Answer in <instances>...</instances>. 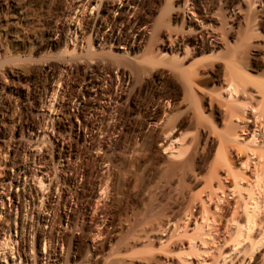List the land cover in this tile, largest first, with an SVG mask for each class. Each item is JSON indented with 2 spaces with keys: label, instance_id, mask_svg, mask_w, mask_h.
Returning a JSON list of instances; mask_svg holds the SVG:
<instances>
[{
  "label": "rangeland",
  "instance_id": "rangeland-1",
  "mask_svg": "<svg viewBox=\"0 0 264 264\" xmlns=\"http://www.w3.org/2000/svg\"><path fill=\"white\" fill-rule=\"evenodd\" d=\"M52 1L0 0V88L4 85L0 89V130L2 132L0 160L4 158L8 162H6L7 170L4 173L6 177L2 179L14 178L16 163L22 164V156L20 152L19 154L14 152L16 149L14 146L21 145L30 150L33 149L34 154L38 152L44 157L42 161L34 160V169L38 174L43 172V176L40 175V177L44 183V190L43 188L42 191L40 190L41 197L35 207L38 206L40 210L36 209L41 213L38 212L48 220L47 225L41 223L44 225L42 226L39 223L35 224V228L44 232L52 228V236L54 235L51 244L53 245L52 254H49L51 257L46 258L38 253L37 262L34 263V251L30 249L34 238L28 237L27 232L24 233L26 238L23 235L18 237V225L21 222L19 201L15 197H4L5 205L1 207L0 203V208L4 209L1 210L0 222H3L6 228L9 226L12 229L9 237L13 241V248H18V243L24 242L26 253L30 254L28 262L24 263L22 260L18 264H183V260L198 264L197 258L200 254H203L201 257L210 264L217 258V260H220V257L224 258L221 255L217 256V253H220L219 249H216L219 248V244L216 246L213 243V237L219 235L214 231L223 226L225 215L224 219L220 217V222L213 225L211 220L205 222L197 219L196 225L200 230L197 229L194 235L198 233L206 235V246H200V235L196 237L193 235L192 230L195 224L190 223L193 221L191 217L197 216L200 208V203L196 206L191 199L205 189L202 182L207 175V168L200 169V165L198 166L199 162L203 163L208 156L207 140L201 138L199 130L204 129L203 131L207 134L218 128L220 131L223 123L219 125V122L217 124L215 122L214 124L213 118L206 117L208 112L205 114L202 111L203 107L199 102V94L202 91L197 88L191 91V85L186 83L188 75H179V71L173 68L176 63L175 66L172 65L173 67L165 64L167 57L172 54L170 50H164L163 46L181 39V42H194L193 40L198 36L197 33L206 23L204 26L206 32L214 33L213 35L219 38V42L226 44L238 42L236 43L239 45L238 48L232 50L233 47L230 46V50L228 47L220 51V56L228 57L230 51H235V57L246 58L249 55V46L264 43V0H134L139 5L136 12L144 22V25L140 27L143 39L139 42L134 39L126 45L115 43L113 47L109 42H104L100 46L91 42L93 29L74 26L77 17L83 18L87 14V12L83 13L84 15L81 14V9L77 8L73 14L71 13L74 20L70 26L71 30L63 35V39L54 37V40H60V42L54 43L49 48L40 42L39 44H42L36 50L35 45L38 42L34 41L42 38L45 25H53L52 23L56 21L54 19L59 15L52 11L55 0L51 3ZM58 1L61 2L63 7L60 6L66 15L65 11L72 12L73 8H70L72 1ZM90 1L94 2H91L93 9H90L89 14L90 17H94L97 13L103 14L98 8L99 6L102 8L99 3H116L117 0ZM16 4L25 11V19L15 27V32L19 33L21 36L19 40L22 39V42L14 43L11 41V29L7 24L17 16V10L12 8V5L17 6ZM121 6H119L120 9ZM232 11L238 12L236 21L230 18ZM118 14L119 10L114 11L112 16L118 17ZM54 15L56 16L53 18ZM65 17L64 22H68V17L67 19ZM132 17L130 20L133 19ZM50 20L51 23H49ZM195 20L204 23L197 25ZM40 23L44 24V27ZM74 31L77 33L76 36ZM109 31L110 28L104 29L105 33ZM131 32L132 30H128L129 36ZM71 37L74 43L77 42L75 44L79 49L76 50L77 52L62 55L65 41ZM89 39L91 41H88ZM207 41L206 36L202 42ZM72 42L68 43L69 51H72V47L75 46ZM208 54L191 59L186 64L187 69L191 67L197 69L196 67L210 64L212 60H208L209 63L206 61ZM261 55L264 56V53ZM197 63L198 65H195ZM45 65H50L48 67L58 72L63 65L72 68V71L61 74L62 81H58L61 79L59 77L58 83L55 80L52 82L57 88L54 100L59 106L54 104L55 107L50 108V114L47 111L49 108L45 106L43 89L44 87L49 89L52 80H46L45 75L41 76L44 73L40 71L45 68L43 67ZM98 66L109 68V73L104 78L108 80L111 76L114 79L116 85L112 92L120 95L122 99L118 101L119 107L125 108L126 117L116 132L111 131L113 130L111 126H114L117 121L114 114L108 111L105 113L110 114L111 117H108L103 124L104 129L98 126V130L94 125L92 127L91 123H94L92 120L95 118L91 115L87 117L91 123L85 124L83 107L80 104L77 106L73 98L82 92L83 71L97 70ZM263 70L264 65L261 71ZM16 72L19 73L18 78L15 77ZM124 73L129 78L127 85L124 84L123 87V85L120 86V76ZM262 73L264 74V72L260 74ZM261 77H258L260 78L258 80L263 82ZM44 81L48 82L44 83ZM106 86L107 84H104V87ZM213 87L214 85H210L209 90ZM210 95L215 96L217 102L219 99L217 95L212 93ZM213 97H209L208 107L210 103H213ZM87 99L88 97H84L83 101ZM65 110L68 111L69 116L64 115ZM151 114L153 118L156 116L152 121L148 120ZM36 117L37 120L44 118L47 125L43 124L41 129L34 130L32 125ZM107 125L108 129H106ZM43 127L44 130L47 127L45 137L41 136ZM78 130L80 133L75 136ZM81 131L86 135V141L78 143V148L63 142L59 144V147L55 145L51 149L54 137L58 140L62 138L71 140L72 136L79 139ZM36 134L42 137L40 141ZM215 134L219 133H214V137L217 138ZM89 135L97 141L107 138L110 143L107 144L108 146L99 148L87 138ZM172 138L176 139L178 144L176 142L170 146ZM32 142L33 144L30 145ZM6 145L10 147L7 153ZM28 145L30 146L27 147ZM59 152L65 154L62 160L59 159ZM29 163V160L25 161V164ZM101 169L105 173H102ZM220 172L222 174L224 170ZM7 182L8 179L6 184ZM35 183L34 181L33 184ZM12 190L14 193L21 192L20 188L11 187L10 192H13ZM3 191L0 188V193ZM192 193L194 195L191 197ZM234 196L229 198V202L220 204L222 211L226 209L228 212L235 211L234 208L237 211L238 207L236 208L232 201ZM208 205L212 212L215 211L212 204ZM29 208L28 205L26 210ZM263 208L264 205L260 210L261 213L259 212L260 216L259 214L257 216L262 222L261 225L256 220V228L254 227L253 234L251 232L250 240L239 247L244 248V251L240 250V252H249L245 255L241 252L242 256H240L239 250L236 249L238 251H234L236 255L234 253L235 257L232 258V251L230 253L232 256L227 255L229 248L221 250L225 251L227 256L225 255L224 262L221 258L220 264H232V259L235 260L238 254L240 259L249 258L246 260L248 264H264ZM239 211L235 217L238 216L241 219L240 216L243 213L241 209ZM26 214L24 217L27 224L29 214ZM202 227L204 230H201ZM255 233L261 235L254 236ZM0 236H2L1 233ZM258 237L263 241L257 240ZM105 238H107L106 241H102ZM249 245H254L250 246L254 250L250 251ZM257 246L261 248L257 249ZM195 247L196 249L199 247L201 252L199 249V252L196 249L193 250ZM246 248L248 249L245 250ZM15 255L18 256L17 253ZM238 259L233 264H239Z\"/></svg>",
  "mask_w": 264,
  "mask_h": 264
},
{
  "label": "bare ground",
  "instance_id": "bare-ground-1",
  "mask_svg": "<svg viewBox=\"0 0 264 264\" xmlns=\"http://www.w3.org/2000/svg\"><path fill=\"white\" fill-rule=\"evenodd\" d=\"M70 1H72L71 2L72 7H70V8L71 9L73 8V9H72V12L70 10H69V12L65 11V12H67V15L64 13V11H62V8H61L62 5L60 4L61 2L59 3L58 0H55V2L53 0L51 2V3L54 2L53 7H52V11L55 13L57 12V15L58 14L59 15L54 19V21L55 20L56 21L53 22L52 23L53 25H51V26H48L49 25L48 24V25H45V27H44V24H46V23H44V22H43L44 24L40 23V24H42L41 26H43L45 28V30H44V34H43L42 38L40 40L38 39V40L34 41V42H38L36 44L37 46L35 45L36 50L39 49V47L42 43H44V44H42L43 46H46L49 48V47L53 46L54 43L60 42V40H58V41L54 40V37H56V36H58L59 38L62 37V39H63V35L66 32H69L71 30L70 26H71L72 22L74 21V20H72L73 17L71 15L73 14V12H75L77 10V8L81 9V12H80L81 14H83L85 12H87V14H85V16H83V18L77 17V20L75 21L74 26H77V28L88 27V29L90 28V29H93V31H94L93 36L91 35L92 41L90 39L88 41L95 42V44L97 43V44H99V46L102 45V43H104V42H109L110 46L113 47V44H115V43H118V45H126L129 42H132L134 39H136L138 42H139V40L143 39V34H141V32H140V27L142 25H144V22L142 21L141 17L138 16V14H137L138 12H136L138 7H139V5L137 4L136 1H134V0H117L116 3L118 2L119 6L122 5L121 9L118 6V3L117 4L112 3V2L103 3V4L99 3V5H101L102 8L99 5H98L99 6L98 8L101 9L103 14L99 15V13H97L96 16H94V17H90V14H89L90 9H93L91 2H94V1H90V0H70ZM16 5L17 6L12 5V8L17 10V16L14 17L13 19H11V21H8V24H7L9 29H11V32H10L11 41L14 43L22 40V39L19 40V38L21 36L19 35L18 32H15V29H16L15 27H17L19 25V23L25 19V13H24L25 11L21 8V6H19V4H16ZM49 6H51V5H49ZM118 10H119L118 17L112 16V13L114 11L117 12ZM237 14H238V12L235 13L234 11H232L230 18H232L234 21H236L238 19ZM55 16L56 15H54L52 17L54 18ZM64 16L68 17V22H66V21L64 22ZM130 16L134 20L133 19L130 20V18H131ZM194 22H196L197 25H199L198 23H200V25H202V23H204L201 21L197 22L196 20ZM49 23H51V20ZM205 24H204V26H205ZM203 27H202L201 31H199L197 33L198 36L196 39L193 40L194 42H181V40H182L181 39L180 41L170 42L169 45L168 44L164 45L163 46L164 50H166V49H167V51L170 50L172 55H170L169 57L166 56L167 59L164 57L165 55L163 57L166 59V61H165L166 65L175 66V63H176V66L175 67L172 66V67L174 69H176L177 71H179L178 72L179 75H184V74L188 75V79H186V81H187L186 83L188 85H191L190 86L191 91H193V89L195 91L196 88L200 89L202 91L201 93L199 92L200 93L199 94V98H200L199 102H201V104H202V106H201V107H203L202 111H204L205 114L208 112L206 117L213 118L214 124H215V122H216V124L219 122V125L221 123H223V124H221V125H223V128H221L220 131L218 128L217 129L218 132L216 130V131H211V132H209V134H207L206 132L203 131L204 129L199 130V133L201 132L200 134L202 135V136L200 135L201 138L202 137L205 138L207 140V145H208V154H207L208 156H207V158H205L203 163L200 161L198 164V166L200 165V167H199L200 169H206L207 168V170H206L207 173L205 172L207 175L204 177L205 178L204 182H202V183H204L203 187H205V189H204L205 191L202 189L203 193L201 191V193L200 194L197 193V195L196 194L194 195L192 193L191 197L194 195L192 197L193 199H191V200H193L192 202L193 203L195 202L196 206H198L197 204L200 203L199 204L200 208H199L198 215L191 217V218H193V221L192 222H190V220L189 221L187 220V221L190 222L191 225L194 222L195 228H193V230H192L193 235H194L195 231L197 232V229H198V227L196 225V224H198L197 223L198 218H199V220L205 221V222L211 220L212 225H213V224H218L220 222V217H221V219L222 218L224 219V215H225L223 226H220L219 229H215V231L213 230L214 233L219 234V235L216 234V236L218 235L217 237H215V236L213 237V243L216 246H217V244H219L218 245L219 248H216V249H219L220 253L218 252L217 256L221 255V256H224V258H225L226 252L221 251V250H226L227 248H229V254H227V255L229 256V255L233 254L232 258H234L236 255V253L234 251L236 249H238L239 252H240V250L244 251V248L240 249L239 247H241L245 241L250 240L249 239L250 234L253 231L255 224L257 223L256 220L259 222V224L262 223L261 220H258L259 217H257V216H258L259 212L261 213L260 210L262 209V206L264 205L263 204L264 203V79H263L264 74L263 73L260 74L261 72H264V70L261 71L263 68V65H264V56L261 55L262 53H264V43L249 46V49H248L249 55H247L246 58L235 57V55H234V54H236L235 51L234 52L226 51V52H229L230 55L228 54V57L227 56L225 57V55H224V57H222L219 55L220 51L222 52L223 50H226L228 47H229L228 49L230 50L231 49L230 46L233 47L232 50H235L239 46L236 44L238 42H235V44L237 45L236 47H235V44H231L232 42H229V44L228 43L226 44L225 42H219V40H218L219 38H217V36L213 35L214 33L208 32V31L206 32V28L205 27L203 28ZM105 28H110L109 33L104 32ZM128 30H132L131 36H129ZM73 33H74V36L77 35V33L75 31ZM206 36L208 37V41L202 42V40L205 39ZM198 40H200L201 42H197ZM40 42H42V43L39 44ZM61 42H63V41H61ZM65 42H66V44L64 46V49L62 50L63 51L61 53L62 55L63 54L64 55L69 54L70 52L71 53L77 52L76 50L79 49V48L77 49V45H76L77 42H75L76 44L74 43L73 37L66 39ZM71 42L73 43V46H74V44H75V46L72 47L73 48V50L71 49L72 51H69V49H68L69 44L68 43H71ZM117 47H119V46H117ZM207 53H209V54L206 57L207 58L206 61L208 62V60H210V61L212 60V62L210 64H208L207 66H201L200 68L196 67L197 69H193L190 66L191 68L187 69L188 66L186 67V64L191 59H194V57H196L198 55H205ZM164 60H163V63H164ZM172 62H173V64H172ZM195 65H198V63ZM203 65H205V64H203ZM48 66H50V65L43 66L45 68H43L42 70L40 69V71L42 73H44L41 76L45 75L44 78H46V80L47 79H48V81H49V79L52 80V81H50L51 84L48 83L50 85V87L48 86L49 89H47V87H44V89H43L44 100H46L45 106H47V108H49L48 110L47 109L46 110L50 114L51 113L50 108H54L57 105L59 106V104L54 100L57 88L55 87L54 83L52 84V82H53V80H55L56 83H58L57 80L59 77H61V79H59L58 81H60V80L62 81L61 74L63 72H69V70L72 71L71 70L72 68L70 66L63 65L58 72V70L56 71V69L48 67ZM96 66L97 65H95V67ZM108 69L109 68H106V66L105 67L98 66L97 70H90V71L85 70V71H83V73L81 75L82 80H83L82 92H80L79 94H76L75 96H73V98H74L77 106H78V104H80L83 107V111H84L83 117L86 119V120H84L85 124L91 123V121H89V119H87V117L91 115V116H94V118H95V120H92V121H94V123H91L92 127H93V125L97 126L96 127L97 129H98V126L100 128L103 127V124H105L106 119L108 117H111V116H109L110 114L106 115L105 112L108 111L111 114H114V118L117 121V123L114 126H111L113 128V130H111V131L116 132V130L120 128L121 122L126 117L125 116V110H124L125 108L119 107L120 104H118V101L122 99L120 97V95L119 94L115 95L114 92H112L114 86L116 85V82L114 81V79L111 76H109L108 80H106V78H104V76L109 73ZM180 73H182V74H180ZM187 75H186V78H187ZM261 75L263 77H261ZM18 76H19V73L16 72L15 77L18 78ZM258 77H261L263 82L259 81L260 78H258ZM120 78H121L120 86L123 85V87H124L125 86L124 84H126L128 82L129 77L126 76L124 73L120 76ZM48 81H46V82L44 81V83H47ZM260 82H262V83H260ZM104 84H107V86L104 87ZM210 85H214V87L209 90ZM3 87H4V85H3ZM3 87H1V88H3ZM211 93L217 95V97L219 98L218 100L216 99L218 103L215 101V96L213 97L212 95H210ZM210 96H211V98L213 97L214 100L212 99L213 103H210L211 105H209V107H208L207 101H208ZM84 97H88L87 101H83ZM214 102H215V104H214ZM44 104H45V102L43 103L42 107H44ZM54 104H55V106H54ZM55 110L56 109H54V111ZM65 112L67 114L64 113V115L69 116L68 111L65 110ZM155 117L156 116H154V118ZM154 118H153V115L151 114L148 120L152 121ZM40 119L38 118V120H37V117L34 118V125H32L34 130L37 128L41 129V125L43 126V124H45L44 126L47 125V122L44 120V118H43V120H40ZM112 119H110V120H112ZM111 127L109 129H111ZM46 128L47 127H45V130H46ZM102 129H104V127ZM106 129H108V125H107ZM43 130H44V127H43ZM176 130L179 131L178 129H176ZM44 131L41 135L42 137H45L47 135V130H46V132H44ZM75 131H76V129H75ZM172 132H173V130L171 131L170 135L172 134ZM1 133L2 132L0 130V136H1ZM79 133H80V131L77 132V134H75V136H78ZM214 133H219V134H215V136H217V138L214 137ZM81 134H83L82 131H81ZM81 134L79 136V139L85 140L86 135L85 134L81 135ZM41 136L36 134V137L39 138V141H40V138H42ZM87 138L90 139V141H92V143H95V145L98 146L99 148L110 143V142H108L107 138H106L107 141L106 140H102V141L98 140L97 141L91 135H89ZM170 140H172L170 146H172L176 142L178 144V141H176V139L173 140V138H172ZM109 141H110V139H109ZM6 142H8V141H6ZM39 146H40V144H39ZM14 147L16 148L14 150V152L18 153V154L20 152V154L22 156V158H21L22 164L16 163V175L14 178L7 177L8 182L6 184L7 179L3 180L2 178L6 177V174H4V173H5V170H7V166H6L7 160H5L3 157H2L3 159L1 158L3 161L0 160V175H3V176L0 177V179H1L0 181H2V182H0V188L3 189L4 191L0 193V201H1L0 203H1V207L5 205L4 197H6V196L7 197L11 196V198L15 197V199L17 201H19V206H20V210H21L19 218H20L21 222L18 225V227H19L18 237H21L22 235L24 236V233L27 232L29 234L28 237L31 236L32 239L34 238V241L32 242L33 244H32L30 249H31V251L32 250L34 251V261L33 260L32 261L34 263H36L38 256H39L38 253H41V256H46V258L51 253V250L53 247V245L51 246V244L53 242L52 237L54 235L52 236V228L51 227H50L51 229H49L48 232L47 231L44 232L42 230L39 231V230H37V228H35V224L37 225L40 223V225H42L41 223H43V224L47 225V220H48L47 218L43 217L42 214H40L41 213L39 211L40 208H38V206L35 207L37 204V201H39L40 197H41L40 196V190L42 191V188L44 187V183L42 182V177H40V175L43 176V172H40V174H38V172L35 169L28 167V165L26 166V164H24V163L29 158L30 162L32 163V164L31 163L30 164L33 165L35 159L42 161V160H44V157L39 155L38 152L34 154V150H30V149L23 147L21 145H19V146L16 145ZM9 148L10 147H8V145H6V147H5L6 153L9 150ZM37 148H38V146H37ZM170 149H172V147ZM62 152H64V151H62ZM176 152L178 153L177 150H176ZM63 155H65V154H62L60 152L58 153L60 160H62V158L64 157ZM102 162H104V160ZM102 162H101V164H103ZM221 170H224V172H222V174H220ZM103 171L101 169V172L105 173V171L104 172ZM27 179H30L29 181H33V182L35 181L36 182L35 184L39 185L40 187L39 186L36 187L35 184H31V183L26 184ZM11 187L20 188L21 192L20 193H14L13 190H12L13 192H10ZM43 190H44V188H43ZM42 194L44 195V193H42ZM233 195H235V196H234L232 201L236 205V208L238 207L237 211H239V209H241V212L244 215L243 216L242 213H241L242 216H240V213L238 214L240 217H242L241 219L238 216H237L238 218L235 217L237 214V211L235 208H234V210L236 212L230 211V210H229L230 212H228L227 209L225 211L223 210L224 211L223 212L221 210V208L219 207L220 204L222 205L226 202H229L230 201L229 198ZM40 203H42V202L40 201ZM208 204L209 205L212 204L215 207V211L212 212V210H210L207 207ZM28 205L30 206V208H29V210L28 209L26 210ZM43 205H44V203H43ZM36 208L39 210H37ZM1 210H4V209L0 208V214H1ZM216 211H218V212L222 211L223 214H221L222 212L218 214V212L216 213ZM26 213L29 214L28 215L29 219H28L27 224H26V219L24 217ZM222 215H223V217H222ZM259 216H260V214H259ZM256 217H257V219H256ZM52 219H55V218H52ZM52 219H51V221H52ZM51 221H49V222L51 223ZM53 222H52V224H53ZM188 222H186L187 226H189ZM42 226H44V225H42ZM198 226H200V225H198ZM41 228H43V227H41ZM213 228H215V227H213ZM11 230L12 229L9 226L6 228L5 225L3 224V222H0V233L2 234V236H0V263H2V264H18V262L19 261L21 262L22 260L24 263H26L30 260V254L26 253V248L24 246L25 245L24 242L21 243L22 245L18 243V248H13V241L9 237ZM198 230H200V228ZM201 230H204V228L202 227ZM258 232H260V231H258ZM262 233H263V231H262ZM252 234H253V232H252ZM259 234L260 233H257V234L255 233L254 236H256V235L260 236L261 234L260 235ZM190 235H191V237H193L192 234H190ZM225 235L226 236L229 235V237L228 236L226 237ZM100 236H101V233H100L99 237ZM194 236L195 237L199 236V238L201 239L199 241L200 246L201 245L206 246V244H207L206 235H204V234L201 235V233L200 234L198 233V235H194ZM254 236H252V237H254ZM260 238H262V237H260ZM106 239L107 238L103 239L102 241H104V240L106 241ZM196 239L198 240V237ZM20 240L23 241V239H20ZM197 240H196V242H197ZM257 240H260L259 237ZM24 241H25V239H24ZM192 241H193V239H192ZM260 241H263V240L261 239ZM193 242L195 243V240ZM256 242L257 241H255V243ZM26 243H27V241H26ZM196 244L197 243H195V245ZM259 244H261V242ZM259 244L257 243L258 246H260ZM38 246H39V249H38ZM250 246H254V245H249V250L250 251L254 250L253 248L251 249ZM258 246H257V249L261 248ZM191 249H192V247H191ZM195 249H196V247L193 250H195ZM198 249H199V247L196 249L197 252H199V250H200V249L199 250ZM203 249H205V248H203ZM247 249L248 248H246L245 250H247ZM238 250H236V251H238ZM13 251H16V252H13ZM202 251H204V250H202ZM231 251L233 253H231ZM243 251H241L242 254L244 253L243 255H245V253L249 252V251H247V252L246 251L243 252ZM53 252H54V249H53ZM200 252H201V250H200ZM241 252H240V254H241ZM8 253L10 255H8ZM15 253H17L18 256L17 255L14 256ZM234 253H235V255H234ZM242 254L240 256H242ZM201 256H203V254H200L198 256V258L196 257L197 263L198 264L199 263L200 264L201 263L207 264L205 262V259H203ZM238 256H239V254H238ZM238 256H236L235 260L238 259ZM240 256L238 259L239 260L238 263L239 264H248V262L246 260L249 258L246 259V257H245V260L242 258H241L242 259L241 260ZM50 257L51 256H49V258ZM247 257H250V256H247ZM221 258H223V257H220L219 258L220 260H217L218 259L217 258L215 261H213L210 264H220L219 261H221ZM224 258H223V262H224ZM232 260L234 263L235 260L234 259H232ZM187 261L183 260V262H184L183 264H193L190 261L189 262H187ZM235 263H236V261H235Z\"/></svg>",
  "mask_w": 264,
  "mask_h": 264
},
{
  "label": "built area",
  "instance_id": "built-area-1",
  "mask_svg": "<svg viewBox=\"0 0 264 264\" xmlns=\"http://www.w3.org/2000/svg\"><path fill=\"white\" fill-rule=\"evenodd\" d=\"M78 129H80L79 127H77ZM79 132V131H78ZM34 137V136H33ZM32 141L34 142V138H32ZM86 141V138H85V140H83V139H78V138H76V137H74V136H72V139L70 140H65L64 138H62L61 140H58L56 137H54L53 138V142H51V145H52V148L51 149H53L54 148V146L56 145V146H58L59 147V144L60 143H66V144H72L74 147H76V148H78V143H80V142H85ZM33 142L30 144V145H32L33 144ZM30 145H28L27 147H29ZM31 150H33V149H31ZM27 160H29V159H27ZM59 161V160H58ZM29 162H30V160H29ZM31 163V162H30ZM26 164V165H28V167H31V168H33L34 169V164L33 165H31V164ZM59 163V162H58ZM25 164V163H24ZM28 180V179H27ZM27 180H26V184H27ZM29 183H31V184H33V181H29ZM28 183V184H29Z\"/></svg>",
  "mask_w": 264,
  "mask_h": 264
}]
</instances>
